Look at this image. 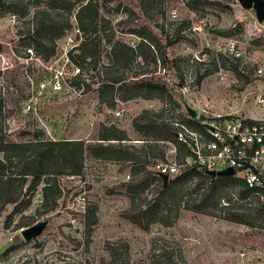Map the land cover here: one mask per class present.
<instances>
[{"label":"rangeland","instance_id":"rangeland-1","mask_svg":"<svg viewBox=\"0 0 264 264\" xmlns=\"http://www.w3.org/2000/svg\"><path fill=\"white\" fill-rule=\"evenodd\" d=\"M85 1L65 0L67 5L74 4L72 11H65L51 7L45 0H4L9 9L0 11V127L10 140L27 141L36 131H41L53 140L97 142L102 124L123 131L128 139L123 143L139 148L143 137L134 129L132 120L141 116L143 110H152L155 115L160 112L162 103L157 99L136 98L122 103L116 100V106L110 109L106 103L109 92L102 87L104 78L150 73L154 68L151 63L130 55L128 65L123 68L109 54V44L104 39L99 43L96 71L90 70L89 59L82 64L71 59L69 54H77L74 49L80 43L74 12ZM118 1L122 3L119 10ZM190 1L152 0L149 20L141 15L135 0L104 2L100 10L101 13L104 10L103 15L111 25L105 39H118L134 48L140 38L128 33V28L148 25L165 46L168 59L177 60L179 71L169 64L165 68L158 66L152 75L168 85L180 112L185 113L187 108L196 115H204V111L208 115L253 112L248 95L249 87L253 86L252 75L250 78L245 75L252 81L248 86L237 79L231 64L213 60L219 54L230 60L227 50L230 44L244 51L245 56L258 50L259 58L264 60V21L258 23L254 11L243 9L237 0H204L193 5ZM124 6L128 13L122 11ZM66 19L71 29L59 30ZM121 19H127L128 24L117 25ZM41 21L54 22L58 27L52 42L48 41L50 35L41 37L47 49L53 47V53L47 57V53L35 49L34 40L40 38L36 29ZM178 27L181 39L174 35ZM203 54L209 56L202 65L196 64L195 56L202 58ZM75 67L80 69L76 75ZM219 68L224 70L223 79L219 78ZM203 73L205 77L200 85L191 86L195 77ZM55 76H59V91L53 89ZM179 76L184 87L178 85ZM75 82L79 84L73 86ZM119 109L121 115L116 116ZM163 115L171 119L175 112L166 111ZM168 148V145L163 147L165 152ZM161 163L158 161V165ZM156 166L146 168L156 170ZM130 169L127 163L85 155L79 176L58 178L62 197L57 200V208L46 214L35 213L41 203L39 186L23 215H34L32 225L42 221L47 225L38 237L26 243L14 230L18 215L13 216L8 228L4 227L12 210V205H6L0 216V254L14 246L12 250L17 253L13 257L19 262L25 259L22 264L29 258L33 259L30 264H264V220L257 219L253 226L228 221L218 209L220 205L205 214L186 210L182 204L176 218L172 215L167 226L155 223L148 232L129 223L122 217L129 199L121 185L129 180ZM155 184L145 193L150 196ZM233 185L226 186L225 191L233 192L236 189ZM184 192V202L197 198L198 193H191L187 184ZM77 196H83L84 202L77 203ZM255 197L249 196L250 207H240L255 208ZM87 210H94L93 223L88 222ZM122 246H126V251ZM109 247H118L115 259L109 255Z\"/></svg>","mask_w":264,"mask_h":264},{"label":"trees","instance_id":"trees-1","mask_svg":"<svg viewBox=\"0 0 264 264\" xmlns=\"http://www.w3.org/2000/svg\"><path fill=\"white\" fill-rule=\"evenodd\" d=\"M50 3L51 7L60 8L65 11H72L74 4H66L65 0H45ZM112 0H86L79 4L74 12L76 28L79 33L80 43L75 47L78 53L70 55L73 61L85 63L87 59L91 71L97 70L98 64V47L102 39L109 44V54L115 57L123 68L128 65L129 56L140 57L142 61L151 63L154 68L148 72H138L132 76L118 75L112 78H104L102 87L109 92V98L106 101L107 107L113 109L116 106V100L120 103L131 99L161 101L160 112L155 115L152 110H143L142 115L132 120L134 129L142 135V145L137 148L131 145H125L127 137L123 131H119L114 126L99 127L97 133V142H86L82 139H58L53 140L45 137L43 132L36 131L32 134V139L27 141L10 140L0 127V216L6 205H12V210L7 217L4 227L8 228L13 216L18 215L19 220L14 226L26 228L32 225L34 215L26 216L23 212L31 205V199L36 189L40 188L41 203L36 209V214H46L57 208V200L62 197V188L59 185L58 178L62 175L79 176L82 173L83 158L89 155L94 159L103 161H116L130 165V178L122 183V188L129 199V206L122 213V217L129 223L143 232H148L151 225L158 223L167 226L172 215L176 218L179 207L184 205L186 210H192L200 213H209V210L217 209L223 211L225 219L234 223L253 226L254 222L264 220V196L254 194L248 190L242 181L227 176H210L204 171L188 169L181 175L169 178L163 182L157 170H147V166L158 165V161L165 162V143H171L176 147L177 157L183 153V148L177 143L174 132L175 129L170 124L169 119L163 115L166 111H175L179 109L177 103L173 100L168 85L160 78L153 76L158 66L162 68L170 67L179 71L176 59L169 60L165 52V46L161 45V40L156 34L149 30V26L140 28L129 27L128 33L134 34L140 38L136 47H130L124 42L113 38H108L107 33L111 31L110 21L104 17V2ZM136 7L139 8L141 15L148 20V11L151 8L152 0H135ZM197 1L191 0L190 4ZM151 2V4H150ZM4 0H0V11H6L9 6H5ZM15 5V4H13ZM116 9L122 7L119 1ZM128 13L124 6L123 10ZM128 20H119L117 25H127ZM57 25L54 22L46 23L41 21L37 26L39 40H34L35 49L38 52L47 53L45 57L53 53V47L47 49L41 37L49 36L48 41L52 42L54 33L57 32ZM70 30L71 24L66 19L64 26L59 30ZM163 30V29H162ZM148 31V34L145 32ZM36 34V35H37ZM174 35L177 39L183 38L178 27ZM170 40H168V46ZM214 63L222 62L231 64L232 71L238 80L247 83L248 79L238 70V63L226 60L224 56L213 60ZM196 64L202 65V61H195ZM79 77L78 75L75 77ZM205 74H199L193 80L191 86L198 87ZM180 87H184V80L181 76ZM79 83H72L77 86ZM177 85V84H176ZM0 106V113H1ZM191 115L188 113L181 114L180 118L190 128L196 129V123L185 117ZM157 118H155V117ZM144 119L141 124V119ZM113 141H116L114 143ZM162 143V144H161ZM151 159V162H149ZM235 181L234 185L233 182ZM156 183L150 191V196L145 193L151 185ZM191 187V193H198L196 199H190L184 202L185 185ZM236 186V189L229 193L225 191L226 186ZM256 196L257 206L255 208H242V205H249V196ZM232 196V197H231ZM260 198L262 200H260ZM139 199V200H138ZM225 203L221 205L222 202ZM237 203H241L236 206ZM243 203V204H242ZM254 210V212H250ZM209 215H212L211 213ZM88 222L95 221L94 210L86 211ZM29 242L25 241L24 243ZM124 250L126 251V246ZM11 247L8 249H14ZM119 252L118 247L108 248L109 255L114 259ZM113 259V260H114Z\"/></svg>","mask_w":264,"mask_h":264},{"label":"built area","instance_id":"built-area-1","mask_svg":"<svg viewBox=\"0 0 264 264\" xmlns=\"http://www.w3.org/2000/svg\"><path fill=\"white\" fill-rule=\"evenodd\" d=\"M78 33V30L76 28ZM72 42L71 39H69ZM231 61L238 63V70L250 78L252 75L253 86L249 87L248 95H251V107L253 112L237 114L233 112L213 113L204 115L188 116L193 120L197 128H190L180 118L183 112L176 109L175 116L169 119L175 129L174 137L177 143L183 148V153L177 157V150L174 145L166 142L168 151L165 152V162L156 166L159 175H167L174 178L181 175L188 169L198 171H213L215 173L232 169L230 177L243 182L244 186L254 194L264 196V60L259 58L258 50H252L249 56L244 51H238L233 44L227 48ZM209 55L203 54L195 59L203 61ZM79 67H75V73H79ZM220 79H223L224 70L218 69ZM61 76V74H59ZM53 83L55 91L61 90L58 77ZM245 76V78L248 79ZM251 80L246 85L250 86ZM122 109L115 112L120 116ZM188 114L187 111H185ZM169 155V159H168ZM83 196H77V203L84 202ZM24 228L15 230L21 240V232ZM12 241V238H9ZM24 241V240H23ZM17 251L6 249L0 254V264H22L16 256ZM21 252H19L20 254ZM24 253V252H23ZM21 256V255H20ZM19 257V256H18ZM31 257V256H30ZM29 258L25 264H30Z\"/></svg>","mask_w":264,"mask_h":264},{"label":"water","instance_id":"water-1","mask_svg":"<svg viewBox=\"0 0 264 264\" xmlns=\"http://www.w3.org/2000/svg\"><path fill=\"white\" fill-rule=\"evenodd\" d=\"M239 5L243 8V9H251L254 11L255 14V18L256 21L258 23H262L264 21V0H237ZM186 111L191 115V116H195V112L194 110L187 108ZM206 174L210 175V176H231L233 174L232 169H226V170H222L219 171L217 173L213 172V171H205ZM161 179L163 180V182H167L168 177L167 175H160ZM47 222L46 221H42V222H37L34 225L30 226V227H26L22 230L21 232V236L23 238L24 241H28V240H32L36 237H38L41 232L43 231V229L46 227Z\"/></svg>","mask_w":264,"mask_h":264}]
</instances>
